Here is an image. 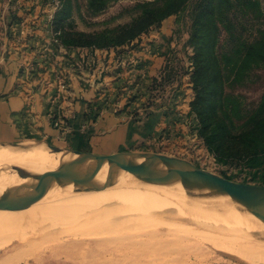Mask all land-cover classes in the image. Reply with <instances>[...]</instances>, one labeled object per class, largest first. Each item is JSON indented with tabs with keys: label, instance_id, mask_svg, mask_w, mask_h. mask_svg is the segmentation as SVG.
Listing matches in <instances>:
<instances>
[{
	"label": "rangeland",
	"instance_id": "374dc122",
	"mask_svg": "<svg viewBox=\"0 0 264 264\" xmlns=\"http://www.w3.org/2000/svg\"><path fill=\"white\" fill-rule=\"evenodd\" d=\"M163 2L0 0L1 36L9 39L17 33L32 43L19 58L20 91L30 98L31 92L43 90L51 102L49 118L56 129L54 139H45L18 126L16 139L0 141V147L40 142L47 155L45 144L108 151L113 147H106L109 135L123 127L124 139L109 153L180 157L233 181L259 184L261 177L264 180L263 154L251 166L246 158L219 159L209 149L191 105L195 57L210 56L220 67L216 114L229 131L246 129L243 124L264 93V61L248 63L240 70L237 62L246 50L237 46L250 44L264 31V0H212L213 13L200 19L199 2L203 1L186 0L178 12L133 38L106 45L81 43V33L108 41L131 27L145 8ZM34 52H39L38 57H31ZM75 101L85 104L77 123L71 109ZM74 135L83 140L85 145L79 146L84 150ZM85 175L90 177L89 172ZM131 181L115 178L79 191L72 179L65 186L67 197L58 203L0 218V264H264V248L251 251L247 240L234 233L242 230L264 242V228L251 221L253 213L228 197L209 190L188 195L186 190L180 194L166 188L172 198L157 201L116 189L120 183L136 182ZM176 196L214 214L235 212L236 217L229 216L232 223L222 224L227 229L232 226L229 233L221 235L220 223L206 217L200 227L192 226L190 220L197 214L182 211V201ZM175 213L182 215L178 218ZM238 253H249L252 258Z\"/></svg>",
	"mask_w": 264,
	"mask_h": 264
},
{
	"label": "water",
	"instance_id": "95a60500",
	"mask_svg": "<svg viewBox=\"0 0 264 264\" xmlns=\"http://www.w3.org/2000/svg\"><path fill=\"white\" fill-rule=\"evenodd\" d=\"M47 145L69 159L63 162L61 169L23 172L18 184L0 192V208L39 201L47 195L51 186L63 188L72 179H76L80 191L99 186L104 182L93 181L85 174L101 164V169H106L105 178L112 172H118L123 178L156 182L190 193L214 190L246 210L264 217L263 185L233 181L184 158L138 151L102 154ZM44 188L48 189L41 190Z\"/></svg>",
	"mask_w": 264,
	"mask_h": 264
},
{
	"label": "trees",
	"instance_id": "16d2710c",
	"mask_svg": "<svg viewBox=\"0 0 264 264\" xmlns=\"http://www.w3.org/2000/svg\"><path fill=\"white\" fill-rule=\"evenodd\" d=\"M202 1L199 2V19L201 16L211 15L214 11L212 0ZM185 2L186 0H164L161 6L155 4L157 6L145 8L143 15L131 27L112 35L108 41L102 42L98 37L81 33L79 34L82 37L81 43L106 45L109 42L120 43L125 39L133 38L152 23L178 12ZM199 19L197 22L204 26ZM209 44L210 39L207 38L205 45L209 46ZM237 48L246 50L245 56L239 58L237 62L240 70H243L248 63L256 64L264 61V31H261L258 38L256 37L250 44L242 46L240 43ZM219 68L214 58L204 57L202 54L196 55L192 75L195 97L191 105L199 118L200 135L219 159L243 157L248 160L249 165H256L262 160V154L264 155V93L258 108L243 124L246 129L239 133L229 131L225 120L216 114V106L221 96V89L216 83L220 75ZM256 183L264 184L263 177Z\"/></svg>",
	"mask_w": 264,
	"mask_h": 264
},
{
	"label": "bare ground",
	"instance_id": "6f19581e",
	"mask_svg": "<svg viewBox=\"0 0 264 264\" xmlns=\"http://www.w3.org/2000/svg\"><path fill=\"white\" fill-rule=\"evenodd\" d=\"M45 145L47 149L49 150L48 155H47V150L44 149L43 145L40 142L37 144L23 145V147H19V148H14L15 147L14 144L12 145L9 143L6 145L8 147H4V146L0 147V192L6 188L11 187L14 184H18V182H20L21 180L19 176L25 171L41 172V171L48 170V169H61L62 168L63 162L67 161L69 158L63 157L60 153H57L56 150L49 147L47 144ZM11 146H14V147H11ZM88 172L90 173L89 178L99 183L104 182L105 179H108V181L105 180V182H110L112 181V179H115V178H121L122 180H132V179L123 178L118 172H112V174H110L109 176L105 178L106 169L105 168L101 169V164L97 165L96 167H94ZM147 182L148 181H144V182L136 181L135 183H127V184L120 183V185L116 186V189L118 191H123L129 194H136V195H140L143 197L145 196L148 198H154L157 201H164V199L172 198L173 196L172 192H170L166 188L173 190L175 192H178L180 194H184L183 189L178 188V187L174 188V187H168L165 185H161L156 182H150V183L149 182L147 183ZM152 183H155L157 185H152ZM160 186H163L165 188L160 187ZM47 189L48 188H44L41 190H47ZM76 189L79 190L77 181H76ZM209 191H213L215 194H218L219 196H222L223 198H225L223 195L215 192L214 190H209ZM67 193L68 192H66L65 187L58 188L56 185H53L48 189L47 195L43 197L42 199H40L39 201L26 203V204H19L13 207L0 208V218H6L8 215H12V214H18V213L24 214L25 211L28 212L29 210L33 211L37 209L39 210L44 209L46 207L51 206L54 203H58V199L67 197ZM185 194L193 195V193H190V192H187ZM176 199L177 201L178 200L182 201L180 208H182V211H187V215L197 214L195 217H193L190 220V224L192 226L200 227L202 224V221L208 218L210 220L213 219V223H220L219 226L222 227V228L219 227L220 231L222 232L221 235L223 233H227V232L229 233L232 226L229 227L228 225V229L230 228L228 230L227 228H224L223 227L224 225L222 224H225L226 226L227 223L228 224L232 223L231 221L233 219L229 216H232L233 218L234 216L236 217V215L234 214L235 212L234 213L232 212L231 215L229 214L227 215L226 213L225 215H222V214H219V211H218V214L216 213L214 214L205 208H204L205 210L200 209L201 207L199 208L198 205L183 201L177 196H176ZM215 204L217 205V202H215ZM51 212L54 215L58 214V212H55V211H51ZM253 214L254 215L251 216L252 217L251 221L256 220V222L258 223V226L261 225L264 228V217L258 214H255V213ZM173 215L179 218V216L182 214L175 213ZM242 217H244V215ZM246 218L249 219V217H246ZM182 221L184 220L181 219V222ZM233 226H234V223H233ZM241 231H236L234 233L237 236H239L240 239H244V241L247 240L248 242L247 245L252 248L251 251H256L258 246L264 248V242L258 239H255L253 237L247 236V234H245L244 231L242 232ZM250 231H255V230H250ZM227 250L232 251L233 248L228 247ZM238 254L244 257H247V258H252L249 255V253H238ZM257 259H260V258L258 257Z\"/></svg>",
	"mask_w": 264,
	"mask_h": 264
},
{
	"label": "crops",
	"instance_id": "0c3cea01",
	"mask_svg": "<svg viewBox=\"0 0 264 264\" xmlns=\"http://www.w3.org/2000/svg\"><path fill=\"white\" fill-rule=\"evenodd\" d=\"M30 41L28 36L24 39L17 33L9 39H5L0 32V141L4 143L16 139L17 132H19L18 126L22 128L21 130H26L27 133L32 134L33 137L54 139L56 135V129L51 126L49 118V112L52 108L51 102L43 90L40 88L37 93L31 92L30 98H27V95L20 91L21 88L18 85V74L16 73L19 69V58L32 46ZM38 53L34 52L31 57H38ZM84 106L85 104L80 101L73 102L71 106L73 120L76 123L79 122L80 116L82 117ZM74 128L77 127L74 125ZM124 130L123 127H119L115 133L113 131L109 135V143H106V147H113L108 148V151L94 152L105 154L114 150V146L119 144L122 138L124 139ZM74 139L78 146L85 145L78 135H74ZM79 148L82 149L83 147L79 146Z\"/></svg>",
	"mask_w": 264,
	"mask_h": 264
},
{
	"label": "built area",
	"instance_id": "2783aa9c",
	"mask_svg": "<svg viewBox=\"0 0 264 264\" xmlns=\"http://www.w3.org/2000/svg\"><path fill=\"white\" fill-rule=\"evenodd\" d=\"M54 124L57 126V125H58V122L55 120V121H54Z\"/></svg>",
	"mask_w": 264,
	"mask_h": 264
}]
</instances>
